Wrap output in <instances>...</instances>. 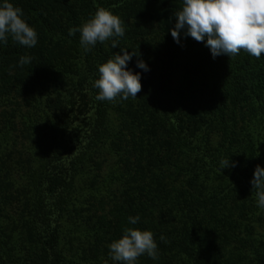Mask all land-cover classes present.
Listing matches in <instances>:
<instances>
[{"label":"trees","instance_id":"obj_1","mask_svg":"<svg viewBox=\"0 0 264 264\" xmlns=\"http://www.w3.org/2000/svg\"><path fill=\"white\" fill-rule=\"evenodd\" d=\"M8 2L37 43L0 42V264H120L109 245L125 227L151 231L157 243L159 258L137 264H264V209L250 183L264 153L239 154L246 136L236 127L237 117H264V54L213 58L183 30L175 42L182 0ZM98 7L124 22L125 35L85 52L68 30ZM121 50L138 54L127 68L142 89L136 99L98 101V67ZM25 55L32 61L21 67ZM226 158L235 167L221 169ZM8 206L19 207L16 221ZM69 211L89 228L72 259L62 245Z\"/></svg>","mask_w":264,"mask_h":264},{"label":"clouds","instance_id":"obj_2","mask_svg":"<svg viewBox=\"0 0 264 264\" xmlns=\"http://www.w3.org/2000/svg\"><path fill=\"white\" fill-rule=\"evenodd\" d=\"M182 10L176 12L174 29L170 30L173 40L180 41L181 31L196 42H206L213 58L220 55L235 56L241 50L260 59L264 54V0H182ZM22 9L14 7L8 0L0 5V42L6 44L8 38L22 46L31 48L37 43V33L22 18ZM80 33V44L89 52L97 43L103 44L113 37L125 35L124 22L111 11L98 7L95 14L80 27L68 30V35ZM118 46L113 40L112 48ZM123 55L115 54L98 67L99 78L93 87L98 89V101L114 102L117 98L136 99L141 91L139 73L133 74L127 65L132 56L125 50ZM32 57L21 56L19 66L30 64ZM136 67L149 71L147 65L138 60ZM221 169L229 166V158L221 160ZM255 190L257 206L264 209V168L256 166L250 181ZM139 216L128 217L131 225L137 224ZM165 240L164 236L160 237ZM111 259L120 264H137L142 255L156 260L159 258L157 243L151 231L125 227L123 235L109 245Z\"/></svg>","mask_w":264,"mask_h":264},{"label":"rangeland","instance_id":"obj_3","mask_svg":"<svg viewBox=\"0 0 264 264\" xmlns=\"http://www.w3.org/2000/svg\"><path fill=\"white\" fill-rule=\"evenodd\" d=\"M80 34V33H79ZM159 39L161 38L160 35L158 37ZM160 40H157L156 42L159 43ZM243 117H237V121L239 122L237 127V134H241L242 136H246L243 142L240 143L241 148L239 149L240 153H247L248 151H251L252 149H256V151L260 153H264V117H245L246 120L244 122H240V120ZM0 122H1V117H0ZM2 123L0 124V126ZM230 125V124H229ZM249 146V148H248ZM253 147V148H251ZM21 154H15V157L10 159V162L13 165H16L19 163ZM23 158V157H22ZM264 158V155H263ZM24 159V158H23ZM256 161V160H255ZM259 165V164H258ZM20 166V165H19ZM22 167H24L23 163L21 164ZM23 171H19L16 180L12 182V185H14L16 188L19 186L21 182V177H22ZM93 174H87L85 177V182H89L90 177ZM19 207L13 208V206H8L5 207V213L8 215V218H11L13 221H16L18 219V214H19ZM72 213V215H71ZM75 211H69L65 214L64 219L61 222V227H64L69 230V232L72 234L71 238L69 240H63L62 245L64 252L66 253L67 257L72 259V255H76L74 258H77L81 253L82 250L85 249L86 243L83 242L85 237L88 234V229L84 223H83V216H86L81 213L79 214L77 219L75 218ZM222 213L224 215H227L226 211L223 210ZM73 247L74 249H79L78 253H73L71 255H68V248ZM225 256L227 258H230V260H235L236 256L234 255L233 252H230L229 249H225ZM238 263L239 260H235ZM167 264V263H166Z\"/></svg>","mask_w":264,"mask_h":264}]
</instances>
